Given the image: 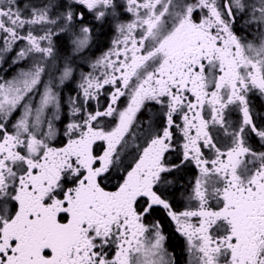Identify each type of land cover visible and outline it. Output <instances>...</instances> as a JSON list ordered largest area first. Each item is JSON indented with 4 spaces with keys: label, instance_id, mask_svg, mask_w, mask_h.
<instances>
[{
    "label": "snow or ice",
    "instance_id": "snow-or-ice-1",
    "mask_svg": "<svg viewBox=\"0 0 264 264\" xmlns=\"http://www.w3.org/2000/svg\"><path fill=\"white\" fill-rule=\"evenodd\" d=\"M0 264H264V0H0Z\"/></svg>",
    "mask_w": 264,
    "mask_h": 264
},
{
    "label": "flooded vegetation",
    "instance_id": "flooded-vegetation-1",
    "mask_svg": "<svg viewBox=\"0 0 264 264\" xmlns=\"http://www.w3.org/2000/svg\"><path fill=\"white\" fill-rule=\"evenodd\" d=\"M173 243H175V241H173Z\"/></svg>",
    "mask_w": 264,
    "mask_h": 264
}]
</instances>
